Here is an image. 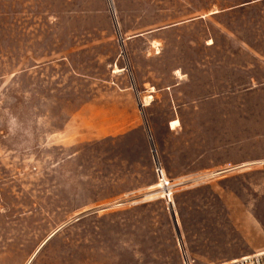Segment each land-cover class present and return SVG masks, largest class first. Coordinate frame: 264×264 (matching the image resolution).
Here are the masks:
<instances>
[{"label": "rangeland", "instance_id": "rangeland-1", "mask_svg": "<svg viewBox=\"0 0 264 264\" xmlns=\"http://www.w3.org/2000/svg\"><path fill=\"white\" fill-rule=\"evenodd\" d=\"M112 4L0 0V264L263 251L264 0Z\"/></svg>", "mask_w": 264, "mask_h": 264}, {"label": "built area", "instance_id": "built-area-1", "mask_svg": "<svg viewBox=\"0 0 264 264\" xmlns=\"http://www.w3.org/2000/svg\"><path fill=\"white\" fill-rule=\"evenodd\" d=\"M158 175L160 176L159 172ZM167 203L171 202L167 201ZM220 264H264V250L256 252L252 255L243 256L241 258L230 260Z\"/></svg>", "mask_w": 264, "mask_h": 264}, {"label": "crops", "instance_id": "crops-1", "mask_svg": "<svg viewBox=\"0 0 264 264\" xmlns=\"http://www.w3.org/2000/svg\"><path fill=\"white\" fill-rule=\"evenodd\" d=\"M150 145H151V148H152V153H153V158H154V151L156 152V155H157V159H158V154H157V151H156V148H155V144H154V142H153V140H152V138H150ZM154 161H155V159H154ZM158 163H159V160H158ZM158 174V173H157ZM185 178V176L184 177H181V178H177V179H184ZM153 186H149V187H147V188H145V189H148L150 192H151V190H154L153 188H152ZM148 193V192H147ZM246 256H248V255H246ZM243 257V256H242ZM241 258V257H240ZM235 259H238V258H235ZM231 260H234V259H231ZM230 261V260H229Z\"/></svg>", "mask_w": 264, "mask_h": 264}, {"label": "water", "instance_id": "water-1", "mask_svg": "<svg viewBox=\"0 0 264 264\" xmlns=\"http://www.w3.org/2000/svg\"><path fill=\"white\" fill-rule=\"evenodd\" d=\"M110 2L112 4V0H110ZM112 10L114 12L113 4H112ZM154 159H155V162L158 164V159H157V155H156V152L155 151H154ZM172 213H173V219H174V222H175V225H176L178 237H179L180 240H182V237H181V234H180V231H179V227H178V222L176 220V215H175L174 211H172Z\"/></svg>", "mask_w": 264, "mask_h": 264}, {"label": "bare ground", "instance_id": "bare-ground-1", "mask_svg": "<svg viewBox=\"0 0 264 264\" xmlns=\"http://www.w3.org/2000/svg\"><path fill=\"white\" fill-rule=\"evenodd\" d=\"M178 122L176 121V122H174L173 124L174 125H176ZM158 172H159V170H158ZM160 174V173H159ZM160 177V180H162L161 178V175L159 176ZM164 178V177H163ZM184 184V182H181V183H178V184H176V185H174V187H179V186H181V185H183Z\"/></svg>", "mask_w": 264, "mask_h": 264}]
</instances>
